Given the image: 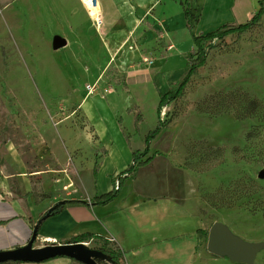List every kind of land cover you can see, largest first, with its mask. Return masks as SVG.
Listing matches in <instances>:
<instances>
[{
	"label": "rangeland",
	"instance_id": "1",
	"mask_svg": "<svg viewBox=\"0 0 264 264\" xmlns=\"http://www.w3.org/2000/svg\"><path fill=\"white\" fill-rule=\"evenodd\" d=\"M116 4L118 10L130 8L127 1ZM180 10L179 2L166 0L165 14L176 19L167 34L177 47L175 61L160 69L169 50L164 29L151 40L133 34L131 40L151 48L138 61L119 65L123 57L117 64L105 54V33H97L78 0H0V184L18 185L23 179L57 203L106 192L111 175L103 171L93 177L98 157L107 152L98 144L97 128L115 131L111 165L125 162L129 147L120 131L125 136L133 129L125 109L138 105L143 122L132 148H143L142 134L157 119L153 79L161 70L160 81L174 85L193 47L178 21ZM57 37L67 44L54 50ZM214 43L183 95L161 111V117H169L158 140L163 150L158 163L169 165L165 201L188 212L192 229L184 230L182 242L160 245L165 255L159 264H244L207 251L214 222L245 242L264 244V178L257 176L264 171V15L247 31ZM143 46L130 41L126 50L144 51ZM91 97L98 105L84 108ZM250 101L257 102L255 111ZM53 221L38 230L32 249L46 245L43 235L60 238ZM196 230L205 235L196 236ZM68 239H57L56 245L78 246L77 258L41 256L0 264H117L104 252L118 247L112 240L93 237L74 244ZM254 263L264 264V246Z\"/></svg>",
	"mask_w": 264,
	"mask_h": 264
},
{
	"label": "crops",
	"instance_id": "2",
	"mask_svg": "<svg viewBox=\"0 0 264 264\" xmlns=\"http://www.w3.org/2000/svg\"><path fill=\"white\" fill-rule=\"evenodd\" d=\"M122 1L129 2L131 9L125 7L126 11L123 9L118 10L117 5L119 3L116 4V0H100L103 8L100 30L105 33L104 35L107 39L105 42L106 48L102 47L105 54L107 56H113V60H116V63L118 62L117 57L121 55L123 58L119 60V65H124L132 59L138 61L140 54L146 52V50H149L151 47L148 46V42L143 46L135 42L133 38L131 40L133 34L136 35V37L146 34L151 37V40L156 38L159 31L164 29L166 31V37L164 38L163 43L166 45V48L169 47V50L167 58L163 65L160 66V69H163L165 65L168 66L170 62L175 61V48L177 46L170 40L169 34H167V28L168 26L171 27L176 19L165 14L166 0ZM171 1L179 2L181 10L179 12L178 21L185 27V31L190 39V35L186 29L183 5L181 4L184 0ZM185 1L189 5L190 23L195 35L214 31L224 24L245 23L259 7V0ZM124 12L127 14H124ZM122 13L124 15L121 17L120 14ZM156 13L160 14L159 17H156L158 19L157 22L152 19L156 16ZM149 18L152 21L149 20ZM130 41L136 45L138 44L139 47H145V50H139L141 48H138L132 51H127L126 46L130 44ZM186 50L187 48L184 49V51ZM183 71L184 69L180 74L178 73L179 76ZM160 73L161 70L159 74L154 77L152 82L157 88L158 99L159 96L163 95L170 86V84L160 81ZM95 99H93V97L87 98L83 103L84 108H95L93 105H98L99 103V100ZM133 106H137L140 110L138 105ZM127 108L130 109L132 106ZM127 108L125 109V113L133 123L134 111L128 112ZM101 114H103L102 111ZM117 117L121 119L120 125H122V116ZM101 121L103 120L101 119ZM141 123L139 125L138 133L134 132V127L130 132H126L125 136L124 133L120 131L121 136H119V138L122 139V137H124V141L129 147L130 155H128L125 162H118L116 163V166H113L110 163V155L113 148H115V131L111 130V126L104 128L100 125L97 128L98 144L107 152L105 156L98 157V172L93 177H99L103 171H105L107 175H111L113 181L106 192L111 190L112 184H114L115 179H117V174L131 163L132 152L138 150L132 148V142L134 137L141 136ZM114 128H119V130H121V126H114ZM163 132L164 130L150 145L148 156L152 157L151 161L147 165L139 167L136 172L125 181L120 188L118 196L113 201L105 206H94L91 204L68 206L59 214H51V216L46 218L41 224L40 228L49 220H54L55 231L60 235V238L53 235H43L40 239L42 241L45 238L57 240L90 233L96 237H102L106 240H112L115 242L118 248L124 251V260L128 264L161 263L162 259L160 257L165 254L160 252V245H162L163 242H166V240L172 242L178 240L179 242H182L181 235L184 233V230L187 232L192 229V223L187 220L189 215L188 212L184 211L181 205L178 206L173 202H170V204L167 205L165 201L166 180L169 165H160L158 163V160L161 157L160 153L163 152L158 144V140L163 136ZM146 134L147 132L145 130L142 134L143 139H145ZM126 136L129 137V144L126 142ZM142 149L143 148L138 151H141ZM17 181L18 185L11 184L9 186L7 183L3 182L0 184V252L25 247L32 237L35 223L40 218L44 217L46 211H49V209L57 203L53 202V199L49 196L48 199L35 205L32 196H27L25 202L28 213L31 217V221H29L26 218V212L19 202L12 199L13 196L10 188L13 185L21 194H27L31 191L32 186L35 185H25L23 179H17ZM89 195L90 197L88 198L78 200L90 202L92 197L97 196L93 193H90ZM64 200L66 199H63L60 202H63ZM162 258L165 261L168 259L166 256Z\"/></svg>",
	"mask_w": 264,
	"mask_h": 264
},
{
	"label": "trees",
	"instance_id": "3",
	"mask_svg": "<svg viewBox=\"0 0 264 264\" xmlns=\"http://www.w3.org/2000/svg\"><path fill=\"white\" fill-rule=\"evenodd\" d=\"M183 5V14L186 21V29L190 35V39L192 41L193 47L190 49L185 55V68L182 74L179 76L178 80L174 85H172L163 95L159 96L157 107H156V124L155 126L149 130L144 139V147L141 151H133L132 152V159L131 163L121 172H119L116 176L118 179V188L114 187L112 184V188L110 191L102 193L100 195L92 197L90 200L91 205L97 206H105L111 201H113L119 194L120 188L123 186L126 180L133 175L139 167H143L147 165L152 157L148 156L150 145L153 140H155L158 135L168 127L169 125V117L166 113L164 117H161V111L164 107L169 106L172 103H175L179 100V98L183 95L184 89L188 84L191 77L196 73L197 69L202 67L207 59V51L208 49L214 48L215 40H224L226 37L233 35V34H240L254 25L258 24L261 17L264 15V0L258 1V10L251 16V18L242 24H224L219 28L215 29L214 31L208 32L206 34H198L195 35L193 33V28L190 23V12H189V5L184 0L182 3ZM258 107L257 102L250 101L249 108L252 111H255ZM134 111V118H133V127L134 132H139V125L143 121V115L137 106H134L128 109V112ZM126 142L129 144V137L126 136ZM12 199L17 200L19 204L22 206L24 211L26 212V218L31 221V217L27 210V205L25 202V198L29 195L32 196L34 200V204L38 205L43 200L49 198V195L46 193L37 192L35 186H32L31 191L27 194H21L15 186H11L10 188ZM78 205H87L86 201L74 199V200H64L59 209L57 211H53L51 214L56 215L59 214L64 208L68 206H78ZM51 216V215H49ZM47 217L40 218L36 223L35 227L38 230L41 224L46 220ZM197 235L201 234V236L205 235L201 230L196 231ZM94 236L90 233H84L80 235L72 236L68 239L67 243H80L85 242L92 239ZM108 246L107 243H104V247ZM104 252L117 264H125L124 260V252L116 248H106ZM3 263V262H0Z\"/></svg>",
	"mask_w": 264,
	"mask_h": 264
},
{
	"label": "water",
	"instance_id": "4",
	"mask_svg": "<svg viewBox=\"0 0 264 264\" xmlns=\"http://www.w3.org/2000/svg\"><path fill=\"white\" fill-rule=\"evenodd\" d=\"M66 44L65 39L57 37L53 41V49L59 50L65 47ZM257 176L261 179L264 178V171H259ZM61 203L62 202H58L60 205ZM54 206L49 209L48 213L44 217L49 216ZM34 228L36 231L32 234L28 244L20 249L1 251L0 262L18 259L31 260L41 256L48 257L54 255H66L77 258V255L70 250L69 245H51L32 249L34 239L37 238V229L36 227ZM263 246V243H248L241 240L240 238L232 235L227 227L219 222H214L208 230L206 245L207 251L217 257H227L233 262L255 264V257ZM86 262L91 264L88 260H86Z\"/></svg>",
	"mask_w": 264,
	"mask_h": 264
},
{
	"label": "bare ground",
	"instance_id": "5",
	"mask_svg": "<svg viewBox=\"0 0 264 264\" xmlns=\"http://www.w3.org/2000/svg\"><path fill=\"white\" fill-rule=\"evenodd\" d=\"M78 2L79 6L84 11L97 33H100L103 15V8L100 0H78ZM77 247L78 246L76 245L70 246V250L72 252H77Z\"/></svg>",
	"mask_w": 264,
	"mask_h": 264
},
{
	"label": "built area",
	"instance_id": "6",
	"mask_svg": "<svg viewBox=\"0 0 264 264\" xmlns=\"http://www.w3.org/2000/svg\"><path fill=\"white\" fill-rule=\"evenodd\" d=\"M91 92H93L92 91V88L89 90V94L91 93ZM114 187L117 189L118 188V179H115V181H114ZM65 190H67V187H65ZM86 204L87 205H90L91 203L89 202V201H86ZM59 207H60V204H56L55 206H54V208L51 210V212H50V214L53 212V211H57L58 209H59ZM43 242L44 243H46V245L45 246H51V245H56V243H57V240L56 239H52V238H45V239H43Z\"/></svg>",
	"mask_w": 264,
	"mask_h": 264
}]
</instances>
